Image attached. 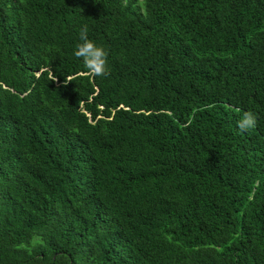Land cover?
I'll list each match as a JSON object with an SVG mask.
<instances>
[{
  "label": "trees",
  "instance_id": "obj_1",
  "mask_svg": "<svg viewBox=\"0 0 264 264\" xmlns=\"http://www.w3.org/2000/svg\"><path fill=\"white\" fill-rule=\"evenodd\" d=\"M0 264H264V0H0Z\"/></svg>",
  "mask_w": 264,
  "mask_h": 264
},
{
  "label": "clouds",
  "instance_id": "obj_2",
  "mask_svg": "<svg viewBox=\"0 0 264 264\" xmlns=\"http://www.w3.org/2000/svg\"><path fill=\"white\" fill-rule=\"evenodd\" d=\"M79 43H77L74 55L83 60L88 73L95 76H106L107 71V51L104 47L96 44L88 36V27L84 25L79 31ZM71 81V79H69ZM257 117L251 111H245L237 122V126L241 131H247L255 128Z\"/></svg>",
  "mask_w": 264,
  "mask_h": 264
}]
</instances>
